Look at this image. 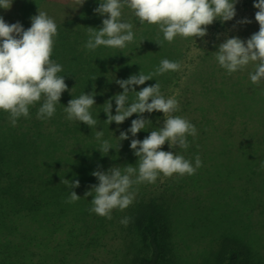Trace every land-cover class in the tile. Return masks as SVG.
Returning a JSON list of instances; mask_svg holds the SVG:
<instances>
[{
	"label": "trees",
	"instance_id": "obj_1",
	"mask_svg": "<svg viewBox=\"0 0 264 264\" xmlns=\"http://www.w3.org/2000/svg\"><path fill=\"white\" fill-rule=\"evenodd\" d=\"M30 1L31 10L23 12L25 17L37 13V7L32 10L35 0ZM42 4L43 1L39 10ZM252 8L258 11L254 2ZM96 17L94 21L91 11L87 13L83 8L82 25L79 26V14L74 19L75 37L69 54L51 55L53 61L62 65L63 71L58 75L64 76L69 89L62 93L51 118H37L43 100L30 106V118L20 117L14 127L9 113L0 110V264H172L166 247L172 227L177 224V209L172 206L191 199H183L177 192L195 193L196 198L200 194H221L223 203L211 201L208 209L199 212L204 219L201 226L223 228L222 234L213 239L205 264L252 263L249 241L242 234L246 229L243 220L237 221L233 212L226 211L221 214L225 215L224 225L218 220H206L209 209L215 211L226 204L237 212L245 200L255 205L262 202L259 212L264 214V81L252 84L249 74L254 72V64L229 75L215 58L219 40L201 49L184 82V100L173 113L195 125L197 135L187 137V150L177 147L172 151L176 150L175 154L183 155L193 166L199 155L202 167L193 175L173 174L161 188H151L156 182L133 185V203L124 210L116 208L110 220L89 211L92 196L85 197L84 193L98 184L91 173L110 167L123 169L127 164L137 166L131 140H143L161 127L157 124L160 111L145 112L143 116L151 123L141 130V135L133 137L129 132L128 139L119 141L120 132L127 131L139 114L134 113L120 125L115 121L105 123L103 104L112 98L115 115L114 96L123 91L116 80L140 71L153 72L165 58L181 63L186 51L200 38L177 36L169 43L157 25L141 24L133 10L125 6L122 20L133 24L134 42L123 49L99 46L89 51L84 47L89 38L88 27H101L106 18L98 14ZM207 29H211L210 25ZM156 40L163 41V46ZM179 79L178 71H168L144 85L130 87L139 91L158 81L161 94L166 97ZM84 93H95L96 104L90 112L98 125L93 129L65 118L68 101ZM133 94L129 93V103ZM100 130L104 132L103 139L114 147L103 156L95 139V132ZM166 143L162 150L168 148ZM203 150L208 152V160L202 158ZM220 152L225 155L220 156ZM64 179H78L80 186L71 189L62 182ZM72 190L80 199L67 203ZM175 195L181 201L173 199ZM124 217L130 218L127 225L121 223ZM108 235L117 238V245L110 246L112 254L101 261L96 257L88 259L90 250L110 245Z\"/></svg>",
	"mask_w": 264,
	"mask_h": 264
},
{
	"label": "clouds",
	"instance_id": "obj_2",
	"mask_svg": "<svg viewBox=\"0 0 264 264\" xmlns=\"http://www.w3.org/2000/svg\"><path fill=\"white\" fill-rule=\"evenodd\" d=\"M84 2L85 0H75L78 6L73 9L82 6ZM236 3L237 0H100L93 11L106 18L102 20L101 27H88L89 38L84 47L89 51H95L99 46L123 49L127 44L133 43V24L122 20V9L125 6L133 10L141 24L157 25L164 40L171 43L177 36L203 38L207 35V26L216 19L224 23L235 17ZM11 6L12 0H0V7L7 10ZM254 7L258 9L255 20L259 24V31L246 41L239 37L225 39L215 51V58L229 75L254 64V72L249 74L250 80L252 84H259L264 81V0H254ZM239 22L251 23L247 18ZM57 35V24L45 11L38 9V14L31 17V27L26 30L19 21L8 24L0 16V110L9 113L13 127L20 117L30 118V106L41 100L43 103L37 111V118H51L56 112V104L60 103L62 93L69 91L64 76L58 75L63 71L62 65L51 59ZM154 42L163 46V41ZM180 68L179 62L165 58L153 72L144 74L140 71L127 79L116 80L123 91L114 96L115 115L112 114V98L103 104V111L107 114L105 123L109 125L115 121L120 125L134 113L139 114L137 119L131 121L127 131L120 132L119 141L128 139L129 132L135 137L151 123V120L143 116L145 112L160 111L164 121L162 127L152 130L143 140H131L130 148L138 157L137 166L127 164L123 169L110 167L107 171L94 170L91 173L98 179V184L91 185L84 193L85 197L92 196L90 212L110 220L113 209L124 210L133 203L135 193L130 191L133 185L155 183L161 173L166 177H172L173 174L181 177L193 175L202 167L199 155L195 157L193 166L183 155L162 150L166 142L170 148L187 150L190 146L187 137L191 135L195 138L197 135L195 125L186 118L173 115L180 107L177 99L165 98L158 81L139 91L130 87L144 85L155 76L178 71ZM130 92L135 94L131 103ZM94 95L95 93H84L78 98L70 99L64 108L67 114L65 118L96 128L98 121L90 112L91 107L96 104ZM103 137V130L95 132V139L99 144L97 149L102 156L107 155L110 148H114ZM62 182L71 189L80 186L78 179H64ZM79 199L80 195L72 190L66 202L75 203ZM129 220V217H124L121 223L127 225Z\"/></svg>",
	"mask_w": 264,
	"mask_h": 264
},
{
	"label": "rangeland",
	"instance_id": "obj_3",
	"mask_svg": "<svg viewBox=\"0 0 264 264\" xmlns=\"http://www.w3.org/2000/svg\"><path fill=\"white\" fill-rule=\"evenodd\" d=\"M43 4L40 11L47 12L48 16L53 18L58 27V35L54 38V47L52 55H67L70 52V47L73 43L75 37V16L79 14V26L82 25V11L85 8L88 11H91V18L96 21V13L94 9L98 7L100 0H85L82 6L75 4V0H41ZM40 0H35V4L32 6V10L36 9V14H38V9L41 3ZM254 0H237L235 4L236 15L232 20L221 23L220 20H215L211 25V29H207V35L203 38H199L198 43H195L190 46L186 51V54L182 60L181 68L178 70L180 79L178 84H176L168 92L165 98L175 97L179 102V106L184 100L183 91L186 89L183 87L185 79L187 78L188 73L190 72L191 67L198 61V54L201 52L202 48H207L214 41L224 42L226 38L230 37H239L242 40L246 41L250 36L259 31V24L255 20L256 9L252 8ZM32 2L30 0H12V6L10 9H4L0 7V16L3 17L6 23L13 24L19 21L22 23L24 29L31 27V17H25L23 12L27 9V13H30ZM247 18L251 23H240L239 21ZM217 25V27L212 26ZM107 48V47H106ZM135 95V94H133ZM190 114V113H189ZM160 118V119H159ZM158 118L157 124L161 127V122L164 121L163 113L161 112L160 117ZM142 130V129H141ZM141 130L136 134L135 137L141 135ZM168 148L164 151H172L173 149L169 147L168 142L166 143ZM176 153V150L174 151ZM220 156H224V152L219 153ZM201 156L204 160H208L209 154L207 151L203 150ZM171 177H166L162 173L158 175L156 183L151 188H161ZM152 184V183H151ZM170 184V183H169ZM177 189V188H176ZM189 192V191H188ZM184 199V196H188L189 200L184 199V202L180 205L172 206L177 213L175 217L177 219V224L172 227L171 238L168 240V256L172 264H205L208 260V257L211 253V248L214 246L213 239L217 238L223 232V228L209 225L210 227L206 228L201 226L202 219L199 214L200 210L205 211L208 209L209 203L215 201L217 203H223L221 194L207 196L200 194L198 198L194 196L195 193L187 195V192L181 193L177 192ZM177 197L178 201L181 199L175 195L172 198ZM171 198V199H172ZM172 199V202L174 200ZM196 199H199V201ZM253 201L245 200L241 202L239 210L236 212L234 208L228 209L226 204L222 207H216L215 211L208 210L206 220H214L217 222L220 221L224 225L225 215L221 217V214L226 212H233L232 217H237V221L243 220L246 229L242 234L245 235L247 241H249V262L252 260V263L248 264H264V214L259 212V209L262 206V202H258L255 205ZM175 203V202H174ZM229 207V206H228ZM113 209L111 214L114 212ZM185 211V213H184ZM99 216V215H98ZM196 219V217H198ZM102 217V216H99ZM231 217V218H232ZM213 221V222H214ZM215 223V222H214ZM217 224V223H215ZM218 225V224H217ZM227 228V227H226ZM126 229V228H125ZM124 229V231H125ZM119 234L118 231H116ZM206 232V233H205ZM110 235V234H109ZM108 235L107 240L110 245L108 247H102L94 250H90L87 256L88 259L91 257L97 258L98 261H101L104 256H110L112 254L111 245H117V238L110 237ZM206 235V236H205ZM56 264H63L57 262Z\"/></svg>",
	"mask_w": 264,
	"mask_h": 264
}]
</instances>
